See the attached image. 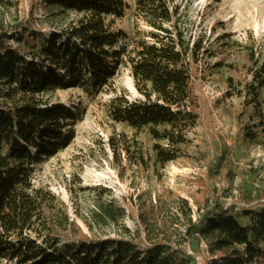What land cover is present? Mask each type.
<instances>
[{"label": "trees", "instance_id": "1", "mask_svg": "<svg viewBox=\"0 0 264 264\" xmlns=\"http://www.w3.org/2000/svg\"><path fill=\"white\" fill-rule=\"evenodd\" d=\"M133 1L135 18L147 30L132 37L115 26L125 16L126 0H42L46 19L78 17L47 38L35 34L29 21L16 26V36L0 28V264H195L182 247L192 241L204 244L210 256L223 254L211 264H264L263 188H241L226 205L209 198L178 247L140 231L127 238H83L55 198L31 186L34 167L75 137V108L44 103L40 96L49 92L79 89L89 98L111 93L108 119L133 134L111 138L110 145L113 152L115 145H126L133 165L145 173L181 160L188 133L201 127L209 148L207 179H233V150H220L212 132L213 112L224 100L232 110L234 144L264 148V54H257L252 38L242 47L249 65L230 67L223 96L211 100L207 73L219 65H208L214 56L202 38L187 37L175 0ZM13 4L0 0V9ZM121 69L143 100L130 101L115 90ZM140 134L148 137V150ZM129 208L101 205L95 216L118 224Z\"/></svg>", "mask_w": 264, "mask_h": 264}, {"label": "rangeland", "instance_id": "2", "mask_svg": "<svg viewBox=\"0 0 264 264\" xmlns=\"http://www.w3.org/2000/svg\"><path fill=\"white\" fill-rule=\"evenodd\" d=\"M7 1L16 4L8 10L0 9V28L10 31L12 36H16V26L29 21L35 34L47 38L50 32L64 30L78 18L70 15L65 22L46 19L42 0ZM126 4L125 16L115 26L130 37L136 31H146L143 23L135 18L134 1L126 0ZM175 4L181 8V23L187 37L202 38L203 47L214 56L208 65H219L207 73L205 91L211 100L220 99L225 92L229 68L249 65L247 54L242 50L248 39L252 38L257 54H264V0H175ZM12 38L10 43L18 44ZM202 67L205 69V64ZM129 79L128 71L121 69L114 79L115 90L125 91L130 101L143 100L133 85V91L130 89ZM111 96L105 92L89 98L79 89L40 96L49 105L74 107L78 121L71 144L34 167L31 186L49 192L83 238H127L140 231L144 236L150 233L152 237H166L178 246L184 242L189 222L205 213L209 198L217 197L219 204L226 205L241 188L249 192L264 189V148L248 147L240 140L234 144L236 131L229 100L214 110L212 123L215 137L212 136L218 139L219 149L233 150L229 162L234 177L225 181L223 178L209 180L204 174V156L209 148L204 143L206 135L201 127L188 133L184 157L162 171L138 170L123 149L128 148L126 145H115L113 152L111 138L121 141V134L131 138L133 133L108 119L106 104ZM139 139L148 150L146 134H140ZM108 204L114 211L126 206L132 209H125L118 224L103 223L95 213H99L101 205ZM182 247L188 255L191 253L196 264H211L204 244L192 241ZM222 255L217 254L218 258Z\"/></svg>", "mask_w": 264, "mask_h": 264}, {"label": "built area", "instance_id": "3", "mask_svg": "<svg viewBox=\"0 0 264 264\" xmlns=\"http://www.w3.org/2000/svg\"><path fill=\"white\" fill-rule=\"evenodd\" d=\"M205 250H206V252H207V249H206V246H205ZM208 253V252H207ZM209 254V253H208ZM189 255L191 256V253H189ZM210 256V255H209ZM211 258H210V261H212V260H215V259H217L218 258V256L217 255H214V256H210ZM196 264V263H195Z\"/></svg>", "mask_w": 264, "mask_h": 264}, {"label": "bare ground", "instance_id": "4", "mask_svg": "<svg viewBox=\"0 0 264 264\" xmlns=\"http://www.w3.org/2000/svg\"><path fill=\"white\" fill-rule=\"evenodd\" d=\"M129 83H130V89L133 91V89H132L131 79H129Z\"/></svg>", "mask_w": 264, "mask_h": 264}]
</instances>
